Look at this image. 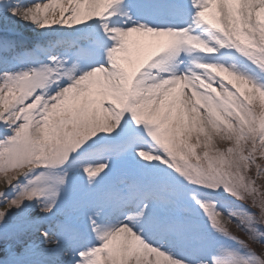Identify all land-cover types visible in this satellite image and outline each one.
<instances>
[{
	"label": "snow or ice",
	"instance_id": "obj_1",
	"mask_svg": "<svg viewBox=\"0 0 264 264\" xmlns=\"http://www.w3.org/2000/svg\"><path fill=\"white\" fill-rule=\"evenodd\" d=\"M261 181L264 0H0V264H264Z\"/></svg>",
	"mask_w": 264,
	"mask_h": 264
},
{
	"label": "rangeland",
	"instance_id": "obj_2",
	"mask_svg": "<svg viewBox=\"0 0 264 264\" xmlns=\"http://www.w3.org/2000/svg\"><path fill=\"white\" fill-rule=\"evenodd\" d=\"M261 183H264V181H261ZM4 190H5V186L0 189V191H4ZM245 207H247V204L246 203H245ZM252 211H256V209H252ZM227 226L232 231V233L234 235H236L237 237H239L240 239H245V240L247 239V237L245 236V234L243 232L239 231L234 223L228 224ZM252 246L254 248H257V250H259V248H260L259 245H252Z\"/></svg>",
	"mask_w": 264,
	"mask_h": 264
},
{
	"label": "bare ground",
	"instance_id": "obj_3",
	"mask_svg": "<svg viewBox=\"0 0 264 264\" xmlns=\"http://www.w3.org/2000/svg\"><path fill=\"white\" fill-rule=\"evenodd\" d=\"M22 30L25 31V32H31V29L28 28L27 26H25ZM4 186L5 185L2 182H0V189L3 188Z\"/></svg>",
	"mask_w": 264,
	"mask_h": 264
}]
</instances>
